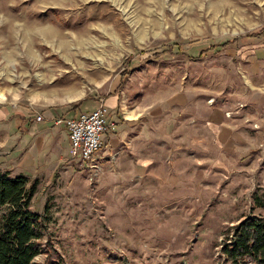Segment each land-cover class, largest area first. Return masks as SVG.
Returning <instances> with one entry per match:
<instances>
[{"label": "rangeland", "instance_id": "obj_1", "mask_svg": "<svg viewBox=\"0 0 264 264\" xmlns=\"http://www.w3.org/2000/svg\"><path fill=\"white\" fill-rule=\"evenodd\" d=\"M122 1L0 0V170L37 178L59 264H238L222 241L264 215V0ZM110 95L136 137L97 165L37 125Z\"/></svg>", "mask_w": 264, "mask_h": 264}, {"label": "trees", "instance_id": "obj_2", "mask_svg": "<svg viewBox=\"0 0 264 264\" xmlns=\"http://www.w3.org/2000/svg\"><path fill=\"white\" fill-rule=\"evenodd\" d=\"M49 13L56 14L54 10ZM37 184L35 177L0 170V206H6L0 215V264H34L32 259L39 253L45 254L44 264H59L60 257L42 224L43 215L30 208ZM221 252L238 264H264V215H246L232 225Z\"/></svg>", "mask_w": 264, "mask_h": 264}, {"label": "built area", "instance_id": "obj_3", "mask_svg": "<svg viewBox=\"0 0 264 264\" xmlns=\"http://www.w3.org/2000/svg\"><path fill=\"white\" fill-rule=\"evenodd\" d=\"M39 118L37 115L36 119ZM53 123H63L65 126L71 157L77 158L80 162H89L88 165L92 166L93 156L101 147L102 134L108 124H111L102 99L97 101L93 108L80 111L76 116L66 118L56 116Z\"/></svg>", "mask_w": 264, "mask_h": 264}, {"label": "crops", "instance_id": "obj_4", "mask_svg": "<svg viewBox=\"0 0 264 264\" xmlns=\"http://www.w3.org/2000/svg\"><path fill=\"white\" fill-rule=\"evenodd\" d=\"M117 101H118V98H117V96H114V95H112V96L110 95V96L105 98V105H106V109H107L108 121H111V120L113 121V119H112L113 115H112V112L110 110H112L116 107ZM94 105L95 104H93L91 108H93ZM79 107H81V106H78V108ZM91 108H88L87 106H85L83 109L81 107V109H74V111H68V113L66 112V114H64V115L60 114V112L58 114L57 113L53 114L52 112L48 111V112H46L45 115L40 116L39 119H36V118L35 119L37 120V125L42 128L40 130H42V131L47 130V133L49 136V138H48L49 141H50L52 136L60 137V138H62L61 140H63V138H64L67 145H68V150H69V142H68V137H67V132H66L65 126L63 125V123L54 124L53 123L54 118L56 116H62V117L76 116L80 111L89 110ZM132 117H135L134 114ZM127 123H129V125L133 124L132 122H127ZM124 126H125L124 124H121L119 122H116L114 125L108 124L107 129L102 134L100 150H98L95 153V155L93 156V160H92L93 165H97L98 159H99V156L97 154L100 151L102 152V155L106 156L109 153L111 155H113V153H117L118 151H120L122 149H124L125 151H128L131 149V147L130 148H119L118 147V144L120 143V141L123 140L124 142H127V141H130L131 139H134L136 137V136L131 135L130 133H127L126 130L123 129ZM128 128H129L128 129L129 131H133L132 129H130L129 126H128ZM42 145H43L42 138L41 137L36 138L35 146H34L33 150L36 151V153L39 151L38 155H41V149L40 148L42 147ZM36 147H38L39 149L36 150ZM69 155H70V152H69ZM70 157H71V155H70ZM74 159H77V158H74ZM83 163L89 164V162H86V161L79 162V164H83ZM18 173H23V172H18ZM23 174H25V173H23Z\"/></svg>", "mask_w": 264, "mask_h": 264}, {"label": "bare ground", "instance_id": "obj_5", "mask_svg": "<svg viewBox=\"0 0 264 264\" xmlns=\"http://www.w3.org/2000/svg\"><path fill=\"white\" fill-rule=\"evenodd\" d=\"M111 1L114 2L115 4H118V2H120L119 3L120 5H118V6L121 8V1L122 0H111ZM121 10H124V9L121 8ZM29 26H31V25H29ZM12 28H14V27L12 26ZM12 28H11V31H10V35H12V33H14V30H12ZM29 35H33V36H37V37L45 38V39H54V40L59 41V43H64L63 40L57 39V38L61 37L60 33L57 32V31H54L53 29H51L49 27H35V26L28 27V29L25 30L24 37L27 38V36L29 37ZM31 50H30V47L28 45L27 49H26V52L29 54V56H33V53H32ZM77 95H78V93H74V92L73 93H68V94H66L65 99L71 100V99L75 98Z\"/></svg>", "mask_w": 264, "mask_h": 264}]
</instances>
